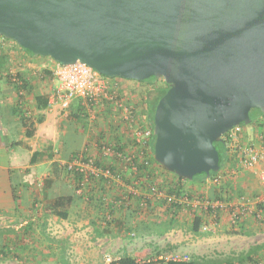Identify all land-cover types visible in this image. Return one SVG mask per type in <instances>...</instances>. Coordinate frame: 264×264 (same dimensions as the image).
Returning <instances> with one entry per match:
<instances>
[{
	"label": "water",
	"instance_id": "95a60500",
	"mask_svg": "<svg viewBox=\"0 0 264 264\" xmlns=\"http://www.w3.org/2000/svg\"><path fill=\"white\" fill-rule=\"evenodd\" d=\"M0 36L105 77L162 79L152 156L188 181L218 172L214 143L264 114V0H0Z\"/></svg>",
	"mask_w": 264,
	"mask_h": 264
},
{
	"label": "crops",
	"instance_id": "0c3cea01",
	"mask_svg": "<svg viewBox=\"0 0 264 264\" xmlns=\"http://www.w3.org/2000/svg\"><path fill=\"white\" fill-rule=\"evenodd\" d=\"M0 55L6 57L5 63L0 65V249L9 247L12 251L11 254L5 251H2L3 254L0 253V264H61L63 259L68 264H98L96 245L88 241L90 237L87 235L105 242L107 235L111 233L97 235L100 228L96 224V215L92 208L89 207V211L85 209L67 211L66 218H59L46 208L42 198L43 180L48 177L52 179L51 164L69 159L72 153L85 145L89 131L85 132L80 123L86 120L85 114L91 112L84 110L82 103L77 99L67 104L51 100L57 86V81L52 75L57 63L51 58L30 55L13 45H8L7 51L0 52ZM8 75L16 76L22 84H11ZM117 82L122 85L124 82L127 84L129 80L118 79ZM41 96L47 98V108L44 110L37 109L36 98ZM145 103L148 108L147 100ZM104 105L97 111L98 120L100 121L101 117L102 121L110 118L113 124L111 122L110 126L101 130L100 124L88 118V121L92 122L91 140L97 135L98 130L99 133L104 130L110 134L112 127L116 126L118 111L110 104ZM21 113L29 118L30 122L35 123V130L30 138L25 137L26 128L22 127L20 122ZM92 113L94 115L89 116L94 120L95 112ZM39 118L41 121L37 124ZM62 118H64L62 122L65 120L66 123H62L64 126L61 130H56V121L61 122ZM262 120L264 114H257L248 125L250 128L244 127V133L240 136L242 143L256 138V129L252 128ZM36 151L43 152L44 158L36 164H31L30 159ZM55 151L58 153L54 154ZM231 158V163L225 161L220 172L225 168L229 170L235 168L237 157L232 155ZM43 166L51 168L39 181L41 176H37V171ZM159 170L158 173L160 172L165 183H176L177 177L174 174ZM200 182L205 183L206 179L188 181L185 185L194 187ZM227 187L231 199L238 194L252 196L264 190V185L257 178L244 172L229 176ZM68 189L72 193L71 188ZM46 191L51 197L50 190ZM207 192L212 198L211 191L207 189ZM158 209L159 212L161 209L165 211L164 208ZM166 210V213L170 212ZM150 217L153 215H149L148 218ZM148 218L145 221L149 222ZM250 219L245 220L240 230H264L257 229L255 222ZM221 226L231 228L225 221Z\"/></svg>",
	"mask_w": 264,
	"mask_h": 264
},
{
	"label": "built area",
	"instance_id": "2783aa9c",
	"mask_svg": "<svg viewBox=\"0 0 264 264\" xmlns=\"http://www.w3.org/2000/svg\"><path fill=\"white\" fill-rule=\"evenodd\" d=\"M8 45L16 46L13 41L0 36V52L7 51ZM52 75L57 81L51 95L53 102L67 104L77 99L89 112H96L100 106L109 103L118 111L116 126L112 127L110 134L98 130L89 145H84L62 162L67 181L73 193L81 198V204L98 207L99 227L112 228L120 221L136 224L145 221L156 209L166 210L168 207L177 214L202 215V230L206 232L218 226L224 218L234 229L247 218L264 226V190L254 196L238 194L231 199L227 187V178L239 172L257 178L264 185V120L254 123L252 129L255 128L257 134L253 141L241 142L243 126H235L222 136L227 160L231 163V156L236 155V166L206 178L207 189L218 191V197L210 200L207 196L190 192L185 185L186 179L177 178L176 183H164L158 173L160 166L152 156L153 149L150 150V123L143 117L140 119L135 107L121 96L117 80L122 78L102 76L80 62L57 64ZM11 81L22 84L16 76H11ZM114 135H117L116 140L112 138ZM121 165L124 168H120ZM178 183L182 184L179 196L166 192L168 187L179 188L175 186ZM187 259L172 251L158 255L155 260L178 262ZM104 260L106 264L110 262L108 256Z\"/></svg>",
	"mask_w": 264,
	"mask_h": 264
},
{
	"label": "rangeland",
	"instance_id": "374dc122",
	"mask_svg": "<svg viewBox=\"0 0 264 264\" xmlns=\"http://www.w3.org/2000/svg\"><path fill=\"white\" fill-rule=\"evenodd\" d=\"M124 83L125 84L122 85L119 84L121 89V96L127 98L130 101L131 105L135 107L137 115L140 119L141 117H143V119L145 121L147 120V122L149 123L150 114L149 109L146 108L145 100L150 99L152 94L156 90L165 88L167 87V85L163 82L162 79H156L149 82L129 80L127 84L126 82ZM108 105L109 103H107L106 106ZM97 111L95 112L96 119L93 120L90 117L94 115V113L91 112L89 113L90 116L88 113V115L85 114L86 116L84 118H86V120L84 119V122L80 123V125L84 127L85 132L89 131V134H87L86 136L85 146L89 145L88 142L91 138L90 131H92V122H89L88 118L91 119V121H96L98 124H100L101 130L110 126L111 122L113 124V121H111L112 119L110 120V118H107L106 120L104 119L102 121L101 117L99 121V118L97 117ZM251 114H254V112L252 111ZM145 116L147 117V119L145 118ZM252 116H256V114ZM37 117H35V119H37ZM63 119L64 118L61 119V122L60 120L56 121V130H61L63 128L64 125L62 123H66L65 120L64 122H62ZM243 127L250 128V126L248 125ZM57 145L59 147V141L57 142ZM53 153H58V151H55ZM62 162L60 161L57 163H52V168L50 166L49 169L43 166L37 171V176H41V178H39V181H41V179H43L42 175L47 171L49 173L50 168L53 169L52 174H50L53 182L51 184V187L49 188V195L52 198L67 195L69 197L72 195L70 189H68L69 186L68 184H66L64 179L66 176L62 166ZM189 189L190 192L195 193V195L201 194L208 196L207 186L205 183L200 182L199 185H196L194 187L191 186L189 187ZM38 203L41 204V202ZM75 203L69 204L65 210H67L68 212H75V210L77 209H79L80 211L89 209V207L84 204H79L77 201ZM83 206H85L86 208ZM43 208L44 206L42 204L41 209ZM91 208L96 215L95 221L97 222V216L100 215V211L98 210V207ZM166 212V210L163 211L162 209L159 212V209H156L155 211L150 213V215H153V217L148 218L149 222L145 221V223L143 224L140 222H136V224H130L127 222L123 227L119 228L117 226L112 228L106 227L111 234L107 235V241L105 242L98 241L96 240V238L92 239L91 235H87L88 238L90 237L88 241L96 245V250L98 251L99 255L98 264H106L104 260L106 255L109 257L110 261L117 259L118 257H121L123 255H128L133 257L138 262V264H150L156 259V253L158 250H162V253L174 251L182 256H186L188 259L194 256H235L236 260H234L233 264H264V230L254 231L251 229L246 230L244 228L245 232L243 230L237 232L240 228L234 231L232 228L228 229V227L226 226H221L223 221L227 222L226 218H224V220H222V223L219 222L218 226H216L215 228H211V230L206 232L202 230V215H187L179 213L174 219V222L172 223V226L169 228V230L164 234H161L160 231L166 227V224L171 222V215ZM250 220L253 221V219ZM254 224L257 229H264L263 225L256 222ZM143 226L146 228H143ZM134 228H137V230H135ZM131 231L135 233L134 236H130ZM136 232H138V234ZM234 232L240 234H235ZM257 246H259L260 248H258L250 258L242 261L239 260V256L244 254L249 249Z\"/></svg>",
	"mask_w": 264,
	"mask_h": 264
},
{
	"label": "trees",
	"instance_id": "16d2710c",
	"mask_svg": "<svg viewBox=\"0 0 264 264\" xmlns=\"http://www.w3.org/2000/svg\"><path fill=\"white\" fill-rule=\"evenodd\" d=\"M16 45V44H15ZM18 46V45H16ZM19 47V46H18ZM21 50H23L22 48H20ZM24 52L30 54L29 52L23 50ZM31 55V54H30ZM5 60H6V57L4 55H0V65H2L3 63H5ZM8 79H9V82L11 84H13V82L11 81V76L8 75ZM156 79H146L144 80V82H149V81H154ZM24 89V87H22ZM19 89V88H18ZM166 91V87L165 88H162V89H158L156 90L150 99L147 100V104H148V109H149V114H150V117H149V123H150V127L152 126V117H153V112H154V109H155V106L158 102V100L163 96V94L165 93ZM21 96V95H19ZM20 98V97H19ZM47 98L46 97H38L36 98V103H37V109L38 110H44L47 108ZM254 112V114H259L257 113L255 110H252ZM251 111V112H252ZM254 114H251L250 113V117H251V122L253 121V117L252 115ZM41 121V119L39 118L37 120V124H39ZM20 122L22 124V127L26 128V134H25V137L26 138H30L33 136V133H34V130H35V123L34 122H30V119L29 118H26L22 115L21 113V117H20ZM114 140L117 139V135H114L112 137ZM24 144V143H22ZM214 146L216 148V150L218 151V154H219V171L221 170L223 164L225 163V161H227V156L225 154V141L222 139V142H216L214 143ZM153 149V140L150 141V150ZM75 154L72 153L70 155V157ZM51 156V155H50ZM44 158V153L43 152H34L31 159H30V163L31 164H36L38 161L40 160H43ZM155 164V162L153 163ZM156 165V164H155ZM120 168H124V166L121 165ZM115 169V168H113ZM160 169H163L162 167H160ZM164 171H166L165 169H163ZM53 172V169L51 170ZM167 173H169L168 171H166ZM217 173H212L210 172V175L209 177H213L215 176ZM177 177V176H175ZM208 177V178H209ZM178 180H180L181 178L180 177H177ZM65 182L66 184H68V186L71 188V184L67 181V178L65 177ZM206 177L205 176H195L192 180L190 181H195V180H205ZM53 180L48 177V178H45L43 180V189H42V198H43V202H44V205L46 206V208H48V210H51V212L54 214V215H57L59 218H66L67 217V210L66 207L69 205V204H72V203H75L76 201L80 202L81 203V198L78 197L77 195H75L72 191V195L71 196H60V197H57V198H51L48 196L47 194V189H49L51 187V184H52ZM188 182V181H187ZM165 183V182H164ZM175 186H179V188H169L166 189V192L168 194H176V195H180L181 191L179 189H181L182 187V184L178 183L175 184ZM177 189V190H176ZM72 190V188H71ZM211 196L212 198L209 197L208 195V199L210 200H214L216 199L218 196V191L216 189H211ZM168 209L170 212V221L168 224H166V227L164 229H162L160 231L161 234H164L165 232H167L169 230V228L172 226V223L174 222V219L177 217V211H172V207H168L166 208ZM167 211V210H166ZM127 218H129V216H126ZM127 220V219H126ZM140 223H144V222H140ZM125 224H123V222H118L116 224V226L119 228V227H123ZM99 227V226H98ZM144 227V226H143ZM101 228V227H100ZM232 228V227H231ZM240 228V226H239ZM129 229V228H128ZM135 229V228H134ZM234 229V228H233ZM130 230V229H129ZM137 230V228L135 229ZM238 230V228H235L234 231ZM240 229L237 231L239 232ZM110 231L107 229V228H102L100 229V231L97 232V235L98 236H103V235H107L109 234ZM130 233H133V236L135 235V233L133 231H131ZM138 234V232H136ZM235 234H240V233H236L234 232ZM260 248L259 246L257 247H253L251 249H249L248 251H246L244 254H242L241 256H239V260L242 261V260H245V259H248L250 258L254 252ZM2 251L8 253V254H11L12 251L11 249H9V247H6V248H1L0 249V253H2ZM166 253V252H165ZM3 254V253H2ZM162 254V250H158L157 253H156V256ZM234 260H236V257L235 256H222V257H204V256H194L190 259H187L185 261H178V262H163V261H160V260H154L153 262H151L150 264H233ZM63 262L61 264H68L64 259L62 260ZM108 264H138L137 261L131 257V256H128V255H123L117 259H114L112 261H110Z\"/></svg>",
	"mask_w": 264,
	"mask_h": 264
}]
</instances>
